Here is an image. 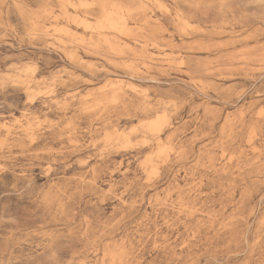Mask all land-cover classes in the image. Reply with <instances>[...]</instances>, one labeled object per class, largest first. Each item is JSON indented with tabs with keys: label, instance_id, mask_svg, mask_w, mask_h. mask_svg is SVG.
I'll list each match as a JSON object with an SVG mask.
<instances>
[{
	"label": "rangeland",
	"instance_id": "obj_1",
	"mask_svg": "<svg viewBox=\"0 0 264 264\" xmlns=\"http://www.w3.org/2000/svg\"><path fill=\"white\" fill-rule=\"evenodd\" d=\"M0 264H264V0H0Z\"/></svg>",
	"mask_w": 264,
	"mask_h": 264
}]
</instances>
